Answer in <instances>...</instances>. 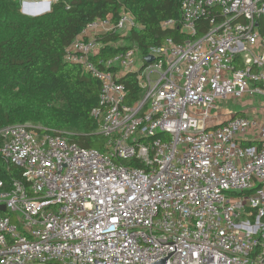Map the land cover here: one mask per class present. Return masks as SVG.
Returning a JSON list of instances; mask_svg holds the SVG:
<instances>
[{"label": "built area", "instance_id": "obj_1", "mask_svg": "<svg viewBox=\"0 0 264 264\" xmlns=\"http://www.w3.org/2000/svg\"><path fill=\"white\" fill-rule=\"evenodd\" d=\"M133 28L127 12L96 19L66 48L100 82L105 150L0 127V154L23 169L0 180V264H151L175 246L166 264H264V0H180L161 22L178 38L99 57L101 35Z\"/></svg>", "mask_w": 264, "mask_h": 264}, {"label": "trees", "instance_id": "obj_2", "mask_svg": "<svg viewBox=\"0 0 264 264\" xmlns=\"http://www.w3.org/2000/svg\"><path fill=\"white\" fill-rule=\"evenodd\" d=\"M21 8L20 0H0V127L25 124L61 134L82 147L105 150V138L91 115L99 103L100 82L81 64L66 60V48L94 20L116 21L127 12L138 28L124 37L115 32L101 35L105 46L99 57L109 58L130 45L147 53L167 37L178 38L176 28L163 30L161 22L179 18L180 0H55L51 10L39 16ZM121 38L125 45L117 44ZM122 81L129 102L136 101L141 89L135 77L128 74ZM0 180L5 190L23 180V169L1 154Z\"/></svg>", "mask_w": 264, "mask_h": 264}, {"label": "rangeland", "instance_id": "obj_3", "mask_svg": "<svg viewBox=\"0 0 264 264\" xmlns=\"http://www.w3.org/2000/svg\"><path fill=\"white\" fill-rule=\"evenodd\" d=\"M21 4H24V8H28L27 6H32V2H39L40 0H20ZM55 1L52 0L51 3ZM32 8V7H29ZM124 43V40L122 42ZM253 104H256L255 102ZM250 105V101L248 99L242 98V99H230V100H223L219 101L217 104V108L214 109V114H226L227 113H237L242 112L244 109H246ZM35 127V126H34ZM38 128H42L38 126Z\"/></svg>", "mask_w": 264, "mask_h": 264}, {"label": "water", "instance_id": "obj_4", "mask_svg": "<svg viewBox=\"0 0 264 264\" xmlns=\"http://www.w3.org/2000/svg\"><path fill=\"white\" fill-rule=\"evenodd\" d=\"M21 9H22V12L25 13V14H27V15H31V16H39V15H43V14L49 12V11L51 10V5H50V7H49L47 10H45V11H41V12H39V13H29V12H27V11L24 9V4H22V8H21ZM146 59H147V61H150V62H151V61L154 60V57H153V56H147ZM2 209L5 210V206H2ZM175 250H176V246H175ZM175 250H174V251H175ZM174 251L168 253V256L163 257V258H161V259H159V260H156V261L152 262L151 264H166L167 258H168V257H169ZM49 264H58V263H49Z\"/></svg>", "mask_w": 264, "mask_h": 264}, {"label": "bare ground", "instance_id": "obj_5", "mask_svg": "<svg viewBox=\"0 0 264 264\" xmlns=\"http://www.w3.org/2000/svg\"><path fill=\"white\" fill-rule=\"evenodd\" d=\"M52 0H40L39 2H32V6H27L28 8H24L29 13H39L41 11L47 10L51 5ZM32 7V8H29Z\"/></svg>", "mask_w": 264, "mask_h": 264}]
</instances>
